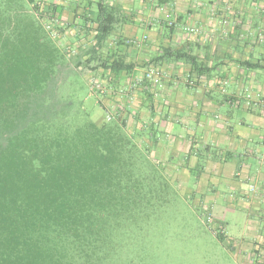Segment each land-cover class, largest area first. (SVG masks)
<instances>
[{"label":"trees","instance_id":"trees-1","mask_svg":"<svg viewBox=\"0 0 264 264\" xmlns=\"http://www.w3.org/2000/svg\"><path fill=\"white\" fill-rule=\"evenodd\" d=\"M59 7L0 0V264H115L129 237L133 207L146 189L148 149L134 142L120 115L89 118L79 73L101 84L172 58L189 63L185 79L193 85V75L216 70L170 45L142 64L129 61L120 50L132 46L127 39L108 43L118 13L103 0L95 1L92 17L82 15L83 34L92 32L89 46L60 49L43 27L62 31L53 23ZM171 22L165 27L172 30ZM151 89L141 85L150 108Z\"/></svg>","mask_w":264,"mask_h":264},{"label":"crops","instance_id":"crops-1","mask_svg":"<svg viewBox=\"0 0 264 264\" xmlns=\"http://www.w3.org/2000/svg\"><path fill=\"white\" fill-rule=\"evenodd\" d=\"M69 1L70 47H87L92 32L83 34L82 15L92 17L97 0ZM103 1L118 13L108 43L147 36L145 43L120 47L134 64L144 63L170 45L196 55L208 68L216 67L211 77L195 79L193 75L195 83L190 85L185 79L189 63L165 58L161 62L164 78L155 94L159 105L152 102V112L144 92L126 91L132 77L144 69L139 66L130 74L112 75L109 82L101 80L110 90L103 95L106 104L98 100L122 118L131 113L136 118L149 106L147 123L132 128L138 144L152 152L154 165L176 167L172 173L184 170L188 177L195 169L200 192L196 203L201 207L211 209L221 192L229 193V209L242 210L244 223L232 239L222 234L229 248L226 258L231 264H264V0ZM169 20L177 21L172 30L165 27ZM188 25L199 27L201 33L184 31ZM240 61H257L260 67L250 69ZM250 185L256 190L249 191Z\"/></svg>","mask_w":264,"mask_h":264},{"label":"rangeland","instance_id":"rangeland-1","mask_svg":"<svg viewBox=\"0 0 264 264\" xmlns=\"http://www.w3.org/2000/svg\"><path fill=\"white\" fill-rule=\"evenodd\" d=\"M33 1L48 2L47 0ZM52 2L59 5V8L61 6L65 8L59 21L55 22L62 27V31L53 29L56 36H51L54 43L60 49H64L70 43V1ZM45 24L43 23V27L46 30ZM147 41L148 39L145 42ZM69 62L73 67L75 66V60L71 57ZM143 71L144 69L141 74ZM162 71L160 84L153 90L152 102L156 104L159 103L155 98V94L158 93L156 88L161 87L164 78V70ZM79 77L86 87L83 105L89 113V118L94 122H100L115 116L114 108H106L102 103L107 100L103 95H106L110 89L102 82V92L91 89L88 85L87 72L79 73ZM132 89L141 90V86L131 85L126 91L130 93ZM118 92L120 95L127 94L124 91ZM108 99L111 103L112 101L116 103L112 94ZM97 100L99 104H102H97ZM112 104V106L115 105ZM148 107H145L146 110H143V113H138L136 118L131 116L132 113L124 118L125 130L129 134L132 135L134 126L138 127L141 123H147V114L154 109L151 107L149 111ZM133 138L138 144V137L133 135ZM142 139L145 141V136ZM146 156L147 159L142 161L149 169L147 183L145 182L146 189L141 194L143 198L139 199L133 207L134 217L129 226V237L122 241L121 253L116 257L115 264H231L226 258L227 249H229L227 243L224 239V242L221 241L219 236L224 233L228 236L227 238L232 239L241 232L244 223L242 210L229 209L230 205L227 202L230 201L231 195L226 191L221 192L220 197L214 201L213 205L211 204V209L201 207L196 203L200 192L196 186L195 169H192V175L187 177L184 170L182 173H172L176 167L154 165L152 152L149 151ZM170 161L176 163L178 160L170 159ZM251 264L256 262L253 261Z\"/></svg>","mask_w":264,"mask_h":264},{"label":"built area","instance_id":"built-area-1","mask_svg":"<svg viewBox=\"0 0 264 264\" xmlns=\"http://www.w3.org/2000/svg\"><path fill=\"white\" fill-rule=\"evenodd\" d=\"M56 20L53 21L55 23ZM168 25H171L172 22L169 20L167 21ZM46 30L50 33L51 36L55 37L56 32L53 31L52 25H49L48 23L45 24ZM184 31L191 33L193 35H199L201 33V29L199 27H196L194 25H188L184 27ZM147 40V37L143 35L140 39L137 38H130L126 40L127 44L131 45H140L141 43L145 42ZM163 76V72L160 68L154 66V65H149L144 69L143 73L139 76L132 77V79L129 81V85L132 86H141L143 83H147L150 85L152 89H154L157 85L160 84L161 77ZM89 85L91 89L95 90H100L102 91V85L100 82H97L96 80L90 79L89 80ZM109 118V117H108ZM256 187L255 185H250L249 186V191H255Z\"/></svg>","mask_w":264,"mask_h":264}]
</instances>
